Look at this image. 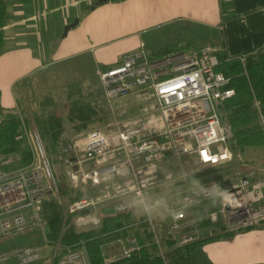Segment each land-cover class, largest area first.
Masks as SVG:
<instances>
[{"label":"built area","instance_id":"2783aa9c","mask_svg":"<svg viewBox=\"0 0 264 264\" xmlns=\"http://www.w3.org/2000/svg\"><path fill=\"white\" fill-rule=\"evenodd\" d=\"M219 51L206 44L154 58L142 46L119 64L96 71L106 105L119 119L77 134L61 146L57 159L80 195L65 211L78 233L100 229L105 212L129 216L117 229L90 239L120 234L100 246L104 263L151 245L163 264H170V251L197 243L213 224L236 232L264 222V177L253 172L224 177L234 156L223 107L235 92L228 88L230 79L217 71ZM231 59L245 62V57ZM25 138L29 133L23 127L16 139ZM32 138L30 164L12 168V158L0 155V241L35 229L41 238L0 254V264H35L48 247L53 252L49 264H92L87 240L66 246L60 255V243L48 238L50 197L59 206L63 201L53 155L36 130ZM213 176L219 180L205 182ZM204 205L209 211L195 210ZM138 234L149 236L145 244Z\"/></svg>","mask_w":264,"mask_h":264},{"label":"crops","instance_id":"0c3cea01","mask_svg":"<svg viewBox=\"0 0 264 264\" xmlns=\"http://www.w3.org/2000/svg\"><path fill=\"white\" fill-rule=\"evenodd\" d=\"M1 1L6 23L0 54V120L23 110L19 86L70 56L89 54L97 70H105L142 46L146 50L144 38H157L164 31L169 38H209L232 58L264 47V0ZM75 20L77 25L64 35ZM179 40L146 52L156 58ZM188 42H180L185 50L199 48ZM192 258L193 264H264V222L231 238L205 241L195 247Z\"/></svg>","mask_w":264,"mask_h":264},{"label":"trees","instance_id":"16d2710c","mask_svg":"<svg viewBox=\"0 0 264 264\" xmlns=\"http://www.w3.org/2000/svg\"><path fill=\"white\" fill-rule=\"evenodd\" d=\"M5 23L6 9L0 0V54L5 46V35L3 31ZM185 49L186 47L181 45L180 42H173L159 51L158 57ZM219 50L218 58L220 64L217 71L222 72L230 79L228 88L233 89L235 92L234 97L224 104L223 110L226 121L233 133L229 147L233 156H237L245 148L264 146V47L254 54L246 56L244 67L238 59L228 60V56L223 48H219ZM80 91L81 88L76 85L71 86L68 91L69 110L66 116V123L76 132L86 131L92 123L101 119L98 115L99 111L92 100L87 99ZM30 117L28 121V117L24 116L25 122L29 125L33 124L46 151L56 154L64 134L65 122L63 119L54 114H47L46 112H34ZM23 122L24 120L21 114L17 112L0 120V155L4 159L9 157L18 159V164L16 163L12 168L26 166L30 164L32 159L27 140L16 139L22 133L23 127H26ZM58 187L60 189V195H64L65 191L63 186L58 184ZM79 196L78 194V198ZM46 208L50 211V217L47 223L48 238L52 242L60 243L61 249L59 254L65 253L66 246L76 243L80 239H84L88 241L86 246L92 264H106L103 262L100 246L120 234H110L103 239H90L102 233H109L129 220V216H114L109 214V212H105L100 229L77 233L71 225V217L66 216L65 207L57 205L53 196L50 204ZM209 208L204 205L202 206V210H200L207 212ZM64 223L67 227L61 234ZM208 226H211L209 222L206 223V227ZM221 229H225L222 223L213 224L211 230L208 231L206 229L208 232L204 233V240H200L184 249L170 251V264H193L192 252L196 246L201 245L205 241L217 239L222 236L231 238L235 233L243 231L225 232L224 234L216 235L215 231ZM122 235H126V232H123ZM138 237L142 245L149 239L148 235L138 234ZM52 253L49 250V254L43 256L35 264H49ZM109 264H163V262L158 257L155 247L144 245L137 255Z\"/></svg>","mask_w":264,"mask_h":264},{"label":"rangeland","instance_id":"374dc122","mask_svg":"<svg viewBox=\"0 0 264 264\" xmlns=\"http://www.w3.org/2000/svg\"><path fill=\"white\" fill-rule=\"evenodd\" d=\"M156 35L157 38H144L146 42V51L148 53L159 49L160 47L170 43L175 39H180L179 41L181 42V44L190 41L188 43H191V46L193 47H200L206 44H211V42H208L210 40L209 38H169V33L166 31H164L163 33L159 32ZM245 63L246 62L241 63L243 67L245 66ZM96 71L97 67L93 63L91 55H74L70 56L64 61L48 67L47 71L41 74L30 76V78L27 80V83L17 88L18 95L22 96V101H24L25 103L22 104L23 110L19 111L18 114H21L24 120L23 123H25L24 125L26 126L25 128L29 133V140H27L26 138L25 139L27 140L31 151V158L33 156L32 150L35 149L32 135L35 133L36 129L33 124L29 125L25 122L24 116L28 117L29 121L31 118L30 116H32L34 112H46L47 114H54L61 117L65 122L64 134L62 136V141L60 142L58 152L56 154L51 153L53 155V159L51 162L57 176L58 184H61L65 191L64 195H61L65 211L67 210L66 208L68 207V205L78 198V193H76V189L72 188V185L68 180L65 164L57 159L58 155L60 154L61 146L66 143H70L77 136V134L101 129L108 124L116 123L119 119L117 114L111 113L109 107L106 105L105 99L103 97V88L96 74ZM71 84H75L77 87H80V92H82L81 94L87 99L92 100L93 104L99 111V117H101V119H98L94 123H92L86 131L76 132L68 123H66V116L69 110L68 91L70 87L69 85ZM25 87L27 92H24ZM137 113V110L132 111L125 118L133 117ZM225 122L227 123L226 118ZM11 158L13 160V163L10 166H14L16 163L18 164V159L14 157ZM225 170L224 171L226 173L224 177L226 178H233L236 176V174L242 175L250 172L255 173L257 176L264 177V146L245 148L242 153L234 156L233 161L226 167ZM215 180L218 181L219 179L216 176H213L206 179L205 182L211 183ZM50 199L52 200V196L50 197ZM200 209L202 210V207H198L195 210L201 211ZM64 221H66V219H64ZM71 225L73 226L72 221ZM66 227L67 226L64 223V225L62 226L61 234L66 230ZM212 227L213 225L209 229L211 230ZM209 229L207 230L209 231ZM207 230L204 231V233L208 232ZM75 231L78 233L76 229ZM204 233L200 240H204ZM40 238V230L35 229L31 233L20 235L6 241H0V254L14 252L16 249L26 246V244L28 243H32V241L40 240ZM49 250L52 251V249L48 247L43 256L48 255ZM13 261H16V259L13 258Z\"/></svg>","mask_w":264,"mask_h":264},{"label":"water","instance_id":"95a60500","mask_svg":"<svg viewBox=\"0 0 264 264\" xmlns=\"http://www.w3.org/2000/svg\"><path fill=\"white\" fill-rule=\"evenodd\" d=\"M107 1H109V0H100L99 3L107 2ZM77 23H78V20H75L72 24L66 26V27H65V30H64V35H66L67 32H68L71 28L75 27V26L77 25ZM71 161H73V159H72Z\"/></svg>","mask_w":264,"mask_h":264}]
</instances>
